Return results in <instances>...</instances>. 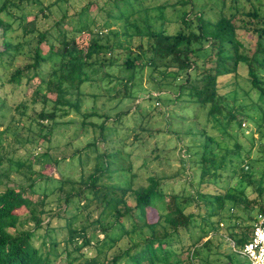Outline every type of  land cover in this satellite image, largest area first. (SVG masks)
<instances>
[{"label": "trees", "instance_id": "obj_1", "mask_svg": "<svg viewBox=\"0 0 264 264\" xmlns=\"http://www.w3.org/2000/svg\"><path fill=\"white\" fill-rule=\"evenodd\" d=\"M70 1L0 0V148L10 138L9 164L18 174L24 168L25 181L0 190V264H50L57 252L64 253L66 264L88 252L91 264H238L237 251L264 208V167H254L264 162V5L259 0H246L247 9L240 0H111L114 11L98 7L104 15L98 24L89 3L68 15ZM150 8L161 18L158 30L147 20L143 27L130 20ZM246 34L254 36L251 49ZM21 49L27 58L16 66ZM241 67L248 91L232 82L227 94L219 93L218 80H235ZM240 91L246 101L239 104ZM137 97L161 106L162 101L181 104L178 109L195 105L205 122L180 134L166 111L158 113L183 148L176 153L179 168L174 175L152 170L134 186L124 143L142 149L143 138L159 132L136 103L133 127L118 135L130 109H117ZM98 99L100 106L84 107L86 100ZM110 111L115 112L110 116ZM242 120L251 126L247 134ZM79 137L87 139L69 155L49 154L60 140L65 147ZM116 142L123 145L108 148ZM255 142L262 147L257 156ZM163 149L151 148V160L167 163ZM67 162L79 167L77 179L61 169ZM39 163L49 164L55 176L44 175ZM179 176L187 190L184 185L175 190ZM221 224L233 245L224 253L209 249ZM142 230L146 237L132 242L130 234ZM71 232H81L78 244L70 241ZM122 241L129 246L116 249ZM202 250L207 253L199 258Z\"/></svg>", "mask_w": 264, "mask_h": 264}, {"label": "rangeland", "instance_id": "obj_2", "mask_svg": "<svg viewBox=\"0 0 264 264\" xmlns=\"http://www.w3.org/2000/svg\"><path fill=\"white\" fill-rule=\"evenodd\" d=\"M111 0H71L70 3V7H67V14H73L74 12H76L81 6L86 5L87 3H89L91 6H89V15L90 17H94L96 19V23L101 24L103 21V12L102 10L107 9V8H111L113 10V8L111 7L110 2ZM241 4L245 6V9H247V7H249V3L246 0H240ZM252 1V0H250ZM259 2L262 4V6L264 5V0H259ZM152 4V3H151ZM98 7H101L102 10H99ZM114 11V10H113ZM146 13V14H145ZM167 14H170L169 10H167L166 12ZM31 18V16L28 17V20ZM130 20H136V25L139 27H143V25L145 24V20L148 21V23L151 25L152 28H154V30H158L159 26L161 24V18L158 16L157 12L155 9H149L146 12H140V13H136L134 14ZM120 22H117V24H119ZM45 26H49L50 23L46 22L44 24ZM115 26L110 27L111 29H113ZM173 26H170V29ZM102 32H105L104 30ZM18 32H14V33H10L9 36L14 38V35H17ZM239 34H241V32H239ZM243 40H245L244 42L247 44V47L249 49H251L254 45V36L252 37L250 34H246L243 36ZM24 49H21V54L16 56V59L14 61V65L16 66H21L25 61H26V52L24 54ZM1 70V69H0ZM232 82H235L237 84V89H241L243 91H248V86L246 85V80H245V75H244V68H239L237 76L235 78V80H231L230 78H228V76L226 77H222L218 80L219 83V93L221 94H227V92L230 90L231 88V84ZM243 91H240V93L238 92V97H237V102L240 104L243 101H246L244 99V95H243ZM243 96V98H242ZM48 97H50L48 95ZM142 97H146V94L143 93ZM140 97L135 98V100L133 101H123L121 103V105H119L117 110H126V109H130L128 114L126 115L125 120L118 125L117 129L119 130L118 135L120 137H122L126 131H128L127 129H131L133 127V114L134 111L131 109L133 107V104L138 103L139 106L141 108H143V110L145 112H147L146 115V119L150 121V123H153V130L154 131H159L156 132L157 136L156 138H151V137H145L143 138V140L147 141L146 146H144L142 149L141 148H133L130 145L124 143V146L126 147V152L130 153V161H131V172L129 171V173L133 174V181H134V186L138 185V184H143L146 177L148 175L153 174L152 170H156L158 172L163 171L164 173H166L167 175H174L176 174V169L179 168V163L177 160L178 155L176 153H178L179 151H182L183 148L181 147L180 143H176V137L175 134L173 133H169L166 131L168 130V125L165 122H162L161 117L158 115L161 114L163 111L167 112L169 114V120L172 123V129H175V131H181V130H185L187 128L192 127L193 129H197L199 127V124L203 125V123L205 122V115H204V111H202L201 109H199L197 106L195 105H188L184 108L178 109L180 107L181 104L178 105H173V104H169L166 103L165 101H162V106L159 103H151V102H147L145 100L141 101ZM102 100H97L94 102L91 101H85L84 103V107L89 108L91 106H95L98 107L100 106ZM185 105V104H184ZM115 111H110L108 114L111 116L114 114ZM30 113V111H29ZM183 118L185 120H177V119ZM240 127L245 131L244 133L247 134L248 131L251 129V126H249L247 124V122H245L244 120L241 121L240 123ZM179 131V132H180ZM182 133V131L180 132V134ZM21 136L24 135V132L19 133ZM155 134V135H156ZM253 138L256 139L257 138V132H253ZM193 136L191 137H187L183 139V142H187L188 140H190ZM219 139H222L223 137L220 136L218 137ZM87 138H83V137H79L77 140L73 141L70 145L68 146H63L62 147V140H60L59 144L57 147L59 148H55L56 146H53L52 148L49 149V154L51 156H67L69 155L76 147H80L81 145L84 144L85 140ZM2 140L1 142V148H0V156L2 157L1 159V164H0V175H2V173H5L8 169H10V172L8 174L7 179L5 178H0L2 179V186L0 187V190H3L5 187H13L15 186L17 183H23L24 181V177L23 175V170L24 168H20L19 169V174L16 173V170L14 168H12L10 166V159H13L12 154H11V148L8 146L7 143L11 142L10 138ZM119 141V139H116ZM126 140H131V139H126ZM117 141V142H118ZM116 145H109L108 148H116L119 147L120 145L122 146V142L117 143ZM261 146L264 147V137L261 140ZM12 147H14V145H12ZM101 147V145H100ZM165 147V149H163L162 155L161 157L164 158V156L166 154H168V162L167 163H162V164H157L158 162L156 160H151V156H150V149L154 148L157 151H159L161 148ZM262 147L257 146V142H255V146L253 148V151L255 152L254 155L257 154V152H259V149ZM37 153H40L41 150L37 149L36 150ZM155 152V153H156ZM171 152V153H170ZM173 152V153H172ZM22 155V152L19 151L18 156ZM148 156V159L146 162H143V158ZM257 156V155H256ZM161 158V159H162ZM149 160V163L147 164ZM10 163V164H9ZM147 164V165H146ZM261 165L258 166H254L257 170L260 167H264V162L260 161ZM39 170L42 171V173L44 175L47 176H55L54 170L51 169L52 167H50L49 164L46 163H39ZM90 170V165H88L87 167ZM61 169L64 171V173L68 176H70L71 179H77L78 174L80 173L79 167L77 166L76 162H67L62 163L61 164ZM1 177V176H0ZM126 177L124 174H122V178L120 179L121 181H126ZM182 177H177V181L175 182V190L179 191L180 187L182 185H184V188L187 190L188 187L186 184H182L178 179H181ZM262 180H263V184H264V175L262 176ZM186 185V186H185ZM50 197H53L52 195ZM35 198V195L32 197V199ZM47 201H49V207L53 206V202L49 199H47ZM232 213V212H231ZM256 216V215H255ZM150 219L152 220V216L150 217ZM194 222L197 223L198 220L194 219ZM56 222L54 221V224ZM254 223V221L252 222V224ZM57 224V223H56ZM55 224V225H56ZM251 224V226H252ZM219 230L217 231L218 236H211V241L213 243V245L209 246V249H213V251H219L220 253H224L227 250H231L233 245L231 242L228 241V239L226 237H224L223 232H222V228L224 229V226L221 224L219 225ZM147 232L145 230L141 231V234L135 233V234H130V238L132 239V242L138 241L141 238L146 237ZM220 236V239H219ZM70 237V241L76 242L78 244L79 242V238L81 237V232H71L69 234ZM102 237L101 234L97 235V238L100 239ZM209 237V236H208ZM224 237V238H223ZM61 237L57 238V241L60 240ZM206 240V238L204 239ZM203 240V241H204ZM220 243V244H219ZM37 245V242L35 243ZM61 245V244H60ZM129 246V243L122 241L119 242L117 244L116 249H125ZM70 247V246H69ZM70 249V248H69ZM85 248H83L81 251H83ZM212 251V252H213ZM209 252L208 253H212ZM58 256L55 257L54 260L51 261L50 264H66V262L64 261V253L63 252H57ZM205 253H207L206 251L202 250L200 253L199 258H202ZM91 254V252L87 254L86 258H80L77 257V261L74 264H91L90 262V258H88V256ZM77 254H73V256H76ZM185 255L181 256V259L184 258ZM212 256H210L211 258ZM243 258V257H242ZM242 258H238L239 262L238 264H248L246 259H242ZM243 262V263H242ZM202 262H200L199 260H194L193 264H200ZM205 264V263H202ZM215 264H223L222 260H217L215 262Z\"/></svg>", "mask_w": 264, "mask_h": 264}, {"label": "built area", "instance_id": "obj_3", "mask_svg": "<svg viewBox=\"0 0 264 264\" xmlns=\"http://www.w3.org/2000/svg\"><path fill=\"white\" fill-rule=\"evenodd\" d=\"M237 253L248 264H264V208L256 216L247 241Z\"/></svg>", "mask_w": 264, "mask_h": 264}]
</instances>
